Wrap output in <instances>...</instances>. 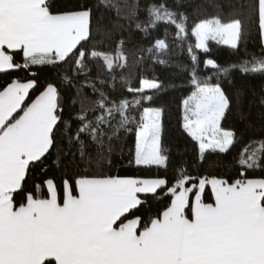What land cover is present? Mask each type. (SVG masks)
I'll list each match as a JSON object with an SVG mask.
<instances>
[{
	"label": "snow or ice",
	"instance_id": "1",
	"mask_svg": "<svg viewBox=\"0 0 264 264\" xmlns=\"http://www.w3.org/2000/svg\"><path fill=\"white\" fill-rule=\"evenodd\" d=\"M99 5L107 6L106 0ZM222 7L229 9L227 22L215 16L189 26L181 0L150 2L144 19L134 7L128 18L145 38L161 24L173 26L177 47H186L191 90L181 101V127L194 144L189 162L174 160L163 142L165 110L153 106L163 83L142 78L130 86L123 38L115 52L89 48L93 8L56 11L52 0H0V72L24 70L32 77L0 90V264H264V178L246 175L264 168V136L241 149L235 179L190 171L206 154L228 153L238 139L222 121L240 95L230 97L221 78L234 71L264 75V53L227 66L210 57L201 61L209 41L238 51L245 19L255 20L264 47V0H228ZM101 22L97 8V32ZM168 51L162 38L141 49L160 64L167 63L162 56ZM49 66L62 69L64 84L79 82L70 102L78 110L68 120L56 83L30 99L37 86L33 69ZM118 85L128 95L113 96ZM129 134L135 142L128 163L165 175L104 171ZM53 152L57 163L71 155L80 169L59 184L44 166ZM37 168L38 179L32 175ZM164 198L169 202L162 210L142 214L150 200Z\"/></svg>",
	"mask_w": 264,
	"mask_h": 264
},
{
	"label": "trees",
	"instance_id": "2",
	"mask_svg": "<svg viewBox=\"0 0 264 264\" xmlns=\"http://www.w3.org/2000/svg\"><path fill=\"white\" fill-rule=\"evenodd\" d=\"M150 2H155V0H106L107 6L99 5V0H52L56 11L78 10L84 5L93 8L94 36L89 48L95 46L97 50L115 52L119 39L123 38L125 40L124 52L128 57V67L123 72L128 78L130 86L137 87L142 78H158L163 83L164 89L155 96L153 106L162 107L165 110L163 116L164 145L166 148L171 149L174 160L183 159L192 162L195 160L194 144L181 127V101L191 90L187 71L190 60L186 47L184 50L177 47L178 41L174 37L176 30L171 25H159L151 31L147 38L129 25L128 18H130L133 8L138 7L137 14L141 19H144L146 15L144 9ZM227 2L228 0H181V10L188 16L189 26L200 19L215 16H220L223 21L227 22L231 19L229 9L222 7ZM167 3L174 5L175 0H167ZM97 8L99 9V15L102 17L98 32L95 30ZM165 27H167V32L164 31ZM155 38L166 39L169 44L167 55L162 56L167 61L165 64L154 63L152 59L147 57L146 53L141 52V49L149 47ZM188 39L194 43V37L189 36ZM209 47L210 52L207 54L197 50L201 61L210 57L223 66L237 63L246 56H259L264 53L255 20L249 21L247 19L244 20L243 35L238 51L231 49L230 46L216 44L214 41H209ZM141 56L144 58L138 62V58ZM16 59L17 62H21L20 56H17ZM33 71L36 72L37 86L31 90L30 99H35L44 90L47 83H56L63 98V118L68 120L78 110V106L74 109L70 102L79 82L71 86L64 84L60 79L62 69L57 67H38L34 68ZM16 78L25 80L32 77L24 70L0 72V90ZM220 82L230 97L240 95V102L236 103L234 101L231 110L222 121L224 128L235 130L238 139L228 153L206 154L205 161L202 164L194 163L190 171L194 175L235 179L238 177L236 160L241 149L251 139L264 136V104H261V101L264 100V75L245 76L238 71H234L221 78ZM84 93L92 99L95 98L87 88L84 89ZM122 94L128 95L125 87L120 85L112 93L113 96ZM73 127H75V124H73ZM134 142V134L125 136L120 150L112 157L111 166L106 167L104 171L109 175L140 178L165 175L164 169L138 167L128 163L134 151ZM74 163L71 155L63 157L57 163L56 154L53 152L45 161L46 175L54 178L59 184L62 178L74 176L80 170L74 166ZM167 174L170 176L171 171ZM32 175L37 179L40 178V169H34ZM246 175L252 179L264 178V168L248 170ZM27 186L31 187V180ZM206 196L210 197V189ZM168 202L167 198L162 201L150 200L149 205L142 209V214L151 215L158 209L162 210Z\"/></svg>",
	"mask_w": 264,
	"mask_h": 264
}]
</instances>
